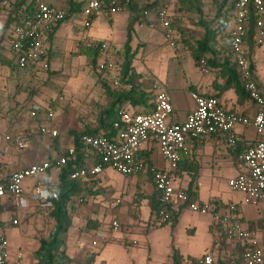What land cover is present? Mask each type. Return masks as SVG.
Returning a JSON list of instances; mask_svg holds the SVG:
<instances>
[{
	"label": "crops",
	"instance_id": "crops-1",
	"mask_svg": "<svg viewBox=\"0 0 264 264\" xmlns=\"http://www.w3.org/2000/svg\"><path fill=\"white\" fill-rule=\"evenodd\" d=\"M34 1L27 0L26 6ZM43 1L67 10L66 19L47 40L49 69L54 73V81L62 85L64 97H53L51 103L37 95L31 97V86L37 80L35 75L46 77L47 73L41 66H14L15 61H11L15 58L11 49V31H4L9 10L3 9L4 12H0V57L3 56L0 59V170L11 172L64 155L68 148L76 147L73 131L80 132L81 122L77 120L80 117L93 119L97 113H102L111 123L121 107L134 112L151 111L155 99L153 84L156 82L169 93L174 107L173 120L178 122L185 121L196 106L192 92L214 96L229 111L241 115L252 116L257 111V105L246 92H239L234 87L233 79L223 65L228 53H210L211 56L203 59L206 66L198 63L193 49L178 40L176 48L167 43L156 12L165 7L176 16L180 0H135L139 9H131L136 13L134 16L130 10H125L112 16L97 14L88 17L83 11L88 0ZM144 8L150 13L141 20L138 13ZM227 28L229 37L232 17ZM129 30L131 39L126 48ZM174 36L177 39L176 31ZM94 57H97L98 67L106 59L113 60L118 78L132 85L139 84L142 96L138 98L145 100L139 105L128 99L118 101L113 95L117 89L109 82V75L97 70L100 75L93 76ZM250 58L255 79L264 89V46L254 43L250 48ZM2 59L6 63H2ZM127 63L129 69L125 73ZM150 94L152 98H149ZM93 103H97L99 108H94ZM33 105L41 108L36 118L31 116ZM49 109L55 116L48 122L59 130L57 137H45L36 130L37 124L46 122ZM19 130H31L33 133L27 140V148L22 151L6 140L7 135ZM236 132L240 146L234 151L219 138H191L187 152L181 155L175 174L176 184L186 191L194 189V199L200 203L212 202L216 210L225 211L235 203L244 226L255 230L257 241L264 245V204L248 201L245 194L232 191L228 185L229 179L242 171L238 155L244 142L256 143L258 134L254 126L242 124L237 125ZM111 133L116 135V132ZM83 151L77 157L94 164L96 157L87 149ZM143 152L153 167L166 168L156 143ZM61 169L43 176L45 187L53 189L59 186ZM149 172L145 170L126 177L107 168L94 180H78V190L63 203L62 208H58L57 199L47 210L55 222L43 237L39 236L43 228L36 223L39 203L32 198L36 178L26 180L28 206H16L13 199L0 198V223L6 229L10 252L22 251L25 264H48L45 255L49 251L55 264H183L186 259H198L207 252H212L214 264H241L243 246L237 241H229L220 227L212 231V216L209 214L192 211L181 204L174 207L170 222L158 226L156 213L151 207L156 189ZM83 186L94 189L109 187L105 194L91 199L96 210L92 219L104 223L102 227L110 230L109 242L99 248L91 245L98 229L86 232L82 229L84 222L79 223L76 217L71 221L67 218L71 199ZM118 199L120 203H117ZM13 219L18 223L13 224ZM113 220H118L121 225L118 232L111 230ZM20 223L23 226L18 230L16 227Z\"/></svg>",
	"mask_w": 264,
	"mask_h": 264
},
{
	"label": "built area",
	"instance_id": "built-area-1",
	"mask_svg": "<svg viewBox=\"0 0 264 264\" xmlns=\"http://www.w3.org/2000/svg\"><path fill=\"white\" fill-rule=\"evenodd\" d=\"M3 4H6L4 2ZM133 0H88L84 14L94 16L106 14L112 16L119 12L132 9ZM235 13L232 16L230 31V48L240 72V79L248 97L257 105V111L252 116L241 115L229 111L218 98L199 92H192L195 108L183 122L173 120L174 107L169 93L158 82L153 84L155 92L154 107L149 112H134L121 107L113 121L115 134L101 130L97 134L84 133L80 142L98 160L94 164L85 163L82 166L73 165L69 178L72 180H94L101 176L107 168H111L123 176L138 175L147 170V163L142 157L146 147L156 143L166 163V168H152L154 186L158 193L159 209L156 214V224L161 226L172 219L174 207L186 205L190 210L212 216L211 230L220 227L229 241H237L244 247L242 264H264V245L259 244L258 233L244 226L238 206L229 205L225 211L216 210L212 202L200 203L198 199H190L183 188L177 186L175 174L179 168L181 155L187 152L191 138L203 140L214 137L224 140L234 151L240 144L236 132L239 124L255 127L258 140L256 143L244 142L243 150L238 159L242 168L235 177L229 179L228 185L232 191L242 192L248 201L254 204H264V89L255 79L252 61L245 41L250 13L256 16L257 45L264 46V0H236ZM150 10L139 12L141 20L149 15ZM159 23L163 26L167 43L178 46L173 30V15L165 7L156 12ZM16 22L12 28L11 49L16 63L20 68L48 67L49 54L47 40L50 33L67 17V10L43 0H35L31 9L27 7L17 10ZM201 64L206 65L202 60ZM207 66V65H206ZM100 69L109 75V82L115 89L130 91L133 85L122 82L115 74V62L104 60ZM206 70V68H203ZM41 111L39 105H33L32 117H38ZM52 109L48 110L46 122L37 124V132L45 137H57L59 130L49 120L54 118ZM111 134L110 136L108 134ZM31 130H19L6 136L7 142L22 151L27 148V140L32 135ZM9 147H7V150ZM77 158L76 147H70L67 153L56 159L45 160L31 164L11 172L0 170V198L13 199L16 206H28L25 197V182L36 178L32 198L39 205L49 210L54 200L59 199L55 189L44 186L43 176L55 169H60ZM121 200L118 199L117 203ZM18 220L13 219V224ZM113 232H118L121 225L113 220ZM110 240V230L98 229L91 241L94 248L105 246ZM212 252H207L198 259H186L183 264H214ZM0 264H25L22 251L10 252V242L6 229L0 225Z\"/></svg>",
	"mask_w": 264,
	"mask_h": 264
},
{
	"label": "rangeland",
	"instance_id": "rangeland-1",
	"mask_svg": "<svg viewBox=\"0 0 264 264\" xmlns=\"http://www.w3.org/2000/svg\"><path fill=\"white\" fill-rule=\"evenodd\" d=\"M181 4L178 14L173 16V30L176 31V40H178L182 45L187 46L189 49L194 51L198 48V40L204 38L205 31L207 27H210L213 34H215L214 40L210 43V46L213 48L214 54L223 55L228 53L227 42H228V15L226 13V8L230 5L232 0H180ZM2 7V6H1ZM7 11L6 7L4 8ZM146 9V8H144ZM3 11V7L0 8V12ZM4 12V11H3ZM211 56L209 52L204 55L208 58ZM49 66L43 68V72L47 73L46 77H43L41 74H36L35 84L31 86V97L34 95L40 96L44 101L50 103L53 102V97H64L62 95L60 83H57L55 78L53 79V72L50 71ZM94 67V66H93ZM100 68V65H99ZM93 76L96 78L100 73L96 68H93ZM101 72L103 70L99 69ZM52 77V78H51ZM98 77V76H97ZM101 77V76H99ZM48 78V79H47ZM111 90V89H110ZM116 97V96H115ZM152 95L150 94V97ZM94 108H99L97 103L92 104ZM26 106V105H25ZM28 110V109H27ZM94 114V113H93ZM95 115V114H94ZM93 119L79 118L81 122L80 132H84L87 129L88 132H93L94 130H107V126L103 124V120L107 118L103 117L102 113H97ZM115 120V119H114ZM78 122V121H77ZM107 122V121H106ZM110 122V120H108ZM109 124V123H105ZM117 172V171H116ZM118 173V172H117ZM107 188L99 187L98 189L86 188L85 186L74 195L75 197L71 199L70 202V212L68 217L71 221L73 218H77L79 223L84 222L82 229L89 232L90 229H104L102 227L104 223H100L98 220L92 219V213L95 210V204H91L92 197H96L98 194H105ZM57 191V187H53ZM58 192V191H57ZM32 200H29V202ZM1 202V201H0ZM12 203V202H11ZM41 209L36 207V223L43 228V231H39L43 237L50 230L51 226L54 224L55 220L52 218V215L44 211V209L39 205ZM19 219V218H18ZM76 219V220H77ZM20 221V219H19ZM23 224L20 223L16 228L19 230L22 229ZM102 227V228H101ZM45 234V235H44ZM219 263L222 262L221 256L219 255ZM63 264V263H62Z\"/></svg>",
	"mask_w": 264,
	"mask_h": 264
},
{
	"label": "trees",
	"instance_id": "trees-1",
	"mask_svg": "<svg viewBox=\"0 0 264 264\" xmlns=\"http://www.w3.org/2000/svg\"><path fill=\"white\" fill-rule=\"evenodd\" d=\"M26 1L27 0H0V8L3 7V3L6 2V4H4L3 9L6 7L7 10H9V15H8V20L4 25V31H7L8 29H10V31H12V28L16 22V17L15 14L17 12V10H19L20 8L23 7H27L28 9H31L32 7V3H30L28 6H26ZM235 1L236 0H232V2L230 3V5L226 8V13L228 15V18H231L236 10L235 7ZM6 5V6H5ZM2 6V7H1ZM132 9L137 10L138 11V6L136 5L135 0H133V4H132ZM256 16L254 15V13H250L249 15V19H248V24H247V35L245 38L246 44L248 46V52L250 55V48L253 46L254 43H256L255 41V35L257 33V27H256V22H255ZM215 34L212 33L210 27L206 28V33L204 38L198 40V48L195 51V58L198 61V63L201 64V61L203 59H207L206 57H204V55H206L207 52L214 54L213 48L210 46V43L214 40L215 38ZM228 42H227V48H228V57L225 59L223 65L225 66V68L228 69L229 75L230 77L233 79L234 82V87L236 88L237 91L239 92H246L242 83H241V79H240V72L239 69L237 67V64L234 60V55L233 52L230 48V36L228 37ZM130 39H131V31L129 30V35H128V41L126 44V48L129 47V43H130ZM99 49V47L97 48V50ZM3 57V56H2ZM0 57V59L2 58ZM96 59L97 57H94V68H96L97 70H99L98 65H96ZM233 59V60H232ZM11 61H15L14 66L20 68L18 66V64L16 63V59L12 58ZM2 63H6L5 59H2ZM129 63L125 64V69L126 71L123 72H127ZM252 68H254V64L252 63ZM101 72V71H100ZM125 76V75H124ZM106 84V83H105ZM107 86V85H106ZM141 86L139 84H134L132 90L127 91V90H122V89H117L114 90L113 95L116 96V99L119 100H123V99H128L129 101H131L134 105H139L141 104L145 99H140L138 97L142 96V92H140ZM110 90V88H108ZM246 94L248 95V93L246 92ZM145 96V94H144ZM148 97V96H146ZM32 116V115H31ZM107 121V122H106ZM105 123H109L108 120H103V124L104 126H107V130L105 131H110L111 132H115V128L113 126V122L109 123V124H105ZM89 130L87 129L84 132H74V136H75V144H76V149H77V155H79L81 152L83 153L86 148L85 146L80 142V136L84 133H93V134H97L99 133L98 130H94L93 132H88ZM109 136L111 135L110 133L108 134ZM67 153V151H66ZM65 153V154H66ZM142 157L143 159L146 161L147 163V170L150 171L149 173H151L152 179L154 177V172L152 171L153 167L152 162L150 159H148V157L145 155V153H142ZM81 158V157H80ZM80 158L77 157V160L74 162H70L67 165H65L64 167H62L61 169V174H60V182H59V186L57 187L58 193H59V203H58V208H62L63 203L65 204L68 199L70 198L71 195H73V193H75L78 190V180H72L69 178L70 176V172L73 170V164H77V166H82L85 164L86 159L84 160H80ZM98 160L95 161V163ZM154 181V180H153ZM190 197V199H194L193 195H194V189L189 188L186 191ZM152 209L155 211V213L157 214L158 209H159V199H158V193L156 190V197L154 202L151 205ZM174 217V216H173ZM57 218H59V215L57 214ZM59 222H61L60 220H58ZM1 225V223H0ZM244 248V247H243ZM244 252V251H243ZM46 261L48 264H55L54 262V256L53 254L49 251L46 255ZM242 258V257H241ZM241 264H242V259H241Z\"/></svg>",
	"mask_w": 264,
	"mask_h": 264
}]
</instances>
